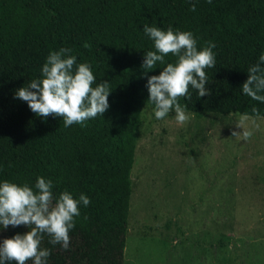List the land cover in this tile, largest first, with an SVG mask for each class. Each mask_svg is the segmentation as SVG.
Instances as JSON below:
<instances>
[{"label":"trees","instance_id":"16d2710c","mask_svg":"<svg viewBox=\"0 0 264 264\" xmlns=\"http://www.w3.org/2000/svg\"><path fill=\"white\" fill-rule=\"evenodd\" d=\"M145 24L190 31L198 49L214 44L215 66L205 69L210 95L189 86L190 98L178 101L185 110L264 117V102L242 92L247 69L264 53V0H0V182L35 190L43 177L54 197L67 190L90 199L79 204L67 250L43 235L48 264H124L138 129L143 109L154 108L147 80L163 67L144 75V53L154 50ZM61 48L90 66L93 87L106 80L111 89L108 109L84 126L39 117L14 95ZM29 230L0 227V242Z\"/></svg>","mask_w":264,"mask_h":264},{"label":"rangeland","instance_id":"374dc122","mask_svg":"<svg viewBox=\"0 0 264 264\" xmlns=\"http://www.w3.org/2000/svg\"><path fill=\"white\" fill-rule=\"evenodd\" d=\"M185 111L143 109L124 264H264V117Z\"/></svg>","mask_w":264,"mask_h":264},{"label":"clouds","instance_id":"9594fccd","mask_svg":"<svg viewBox=\"0 0 264 264\" xmlns=\"http://www.w3.org/2000/svg\"><path fill=\"white\" fill-rule=\"evenodd\" d=\"M211 3V0H208ZM196 4H191L195 11ZM144 33L154 42V50L144 53L142 69L149 70L163 65L158 75L148 77V101L154 105L156 119L165 118L174 109L175 120L184 124L189 120L185 107L178 101L189 96V86L198 91L199 97L210 95L205 69L215 66L212 51L214 44L198 49L192 32L174 30L171 26L162 30L147 24ZM71 49L50 51L41 69V76L32 79L15 92V97L27 102L30 110L39 117L63 118L64 126L85 125L89 119L103 115L109 107L111 91L108 81L93 87L96 77L86 63H76ZM171 55L175 59L166 61ZM264 53L259 62L247 69L248 77L242 84V92L253 100L264 102ZM255 111V109H254ZM242 131H233L232 136L247 141L252 131L242 123ZM53 182L37 177L35 190L28 184L19 185L8 180L0 182V227L26 225L29 231L17 233L0 242V264H48L50 250L41 248L44 234L51 237L50 243L69 248V231L74 228V217L80 215L79 204L88 206L89 197L81 193L79 199L65 190L58 197L53 195Z\"/></svg>","mask_w":264,"mask_h":264}]
</instances>
